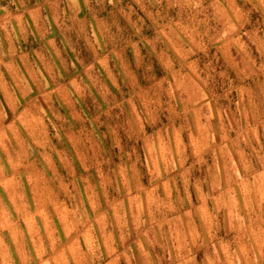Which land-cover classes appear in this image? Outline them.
<instances>
[{
  "label": "rangeland",
  "instance_id": "1",
  "mask_svg": "<svg viewBox=\"0 0 264 264\" xmlns=\"http://www.w3.org/2000/svg\"><path fill=\"white\" fill-rule=\"evenodd\" d=\"M0 264H264V0H0Z\"/></svg>",
  "mask_w": 264,
  "mask_h": 264
}]
</instances>
